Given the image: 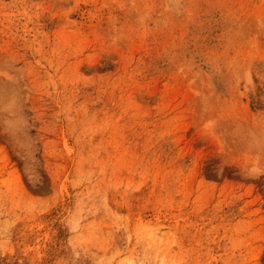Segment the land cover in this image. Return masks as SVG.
<instances>
[{"label":"rangeland","instance_id":"rangeland-1","mask_svg":"<svg viewBox=\"0 0 264 264\" xmlns=\"http://www.w3.org/2000/svg\"><path fill=\"white\" fill-rule=\"evenodd\" d=\"M0 264H264V0H0Z\"/></svg>","mask_w":264,"mask_h":264}]
</instances>
